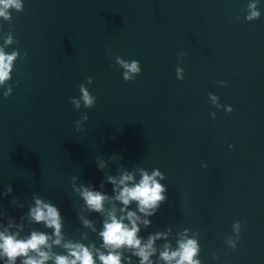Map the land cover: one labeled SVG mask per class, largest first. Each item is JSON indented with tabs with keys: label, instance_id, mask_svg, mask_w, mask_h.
Listing matches in <instances>:
<instances>
[{
	"label": "water",
	"instance_id": "1",
	"mask_svg": "<svg viewBox=\"0 0 264 264\" xmlns=\"http://www.w3.org/2000/svg\"><path fill=\"white\" fill-rule=\"evenodd\" d=\"M23 2V12L8 9L11 24L0 17V37L13 28L20 41L5 50L28 51L16 61L12 95L0 89V193L13 187L0 207L18 219L36 192L58 206L65 232L79 239L86 229L71 177L99 189L96 157L115 154L110 174L137 164L166 174L168 201L142 235L171 226L175 237L188 227L199 236L202 264H264V0L252 22L241 12L248 0ZM179 52L187 53L183 80ZM116 55L139 60L141 73L125 82L112 66ZM89 76L97 103L75 110L69 98H79ZM208 93L234 111L216 108ZM236 220L246 223L233 250L226 241L237 239Z\"/></svg>",
	"mask_w": 264,
	"mask_h": 264
},
{
	"label": "clouds",
	"instance_id": "2",
	"mask_svg": "<svg viewBox=\"0 0 264 264\" xmlns=\"http://www.w3.org/2000/svg\"><path fill=\"white\" fill-rule=\"evenodd\" d=\"M13 8L23 12V0H0V17L10 24L8 9ZM241 12L246 13L244 19L248 22L259 19L261 0H248ZM0 38L3 39V45H0V89H3V97L8 98L13 93L11 81L16 61L26 59L28 51L25 49L22 54L19 47L10 52L5 50L9 45L20 44L13 28ZM186 56V52L177 53L176 77L179 80L184 79L185 69L181 65ZM117 65L123 69L125 82L134 80L142 71L139 60H126L120 55L115 56V65L112 66ZM92 82L93 78L87 77V82L79 85V98H69L75 110L82 106L91 109L96 105L97 97L88 87ZM15 83L19 84V81ZM217 83L226 86L224 81ZM208 96L216 108H223L228 113L234 111L233 106L222 105L218 95L208 93ZM210 115L215 118L216 114L212 112ZM88 118L86 112L81 113L76 121L77 131L82 129ZM229 148H234V145L230 144ZM116 159L115 154L108 159L96 157L98 169L104 172L99 189L92 183L80 181L77 175L71 177L72 189L81 201L76 218L86 229L80 233L79 239L65 232L64 217L58 206L36 192L32 193L33 202L28 204V211L18 219L0 207V264H202L199 236H189L191 229L188 227L176 231L175 237H172L171 226L142 235L143 230L152 226L151 217L168 201V188L162 183L167 178L166 174L158 167L149 170L138 164L131 170L120 165L116 174L105 171ZM203 166L207 167V164ZM106 184H111V194L104 191ZM12 191V185L8 184L0 195L7 197ZM11 203L24 208L18 197H13ZM93 213L98 214L99 221L91 218ZM244 223L246 221L241 220L233 223L237 239L229 237L226 241L233 250L242 237L241 226ZM90 234L95 238L90 239ZM213 259L219 257L214 253Z\"/></svg>",
	"mask_w": 264,
	"mask_h": 264
}]
</instances>
